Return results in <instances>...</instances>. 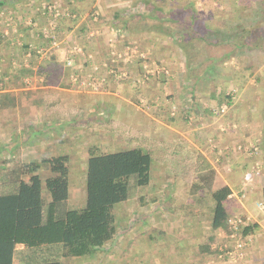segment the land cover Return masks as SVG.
Instances as JSON below:
<instances>
[{"label":"crops","instance_id":"1","mask_svg":"<svg viewBox=\"0 0 264 264\" xmlns=\"http://www.w3.org/2000/svg\"><path fill=\"white\" fill-rule=\"evenodd\" d=\"M0 2L4 3L0 6V15L4 14L10 18V20H6L7 18L0 17V168L2 170H4V168L8 169L9 167L1 162V159L4 160L2 156L6 151L15 152L17 155L15 160L17 159L16 161H22L24 163L37 160L40 161L45 156H49L53 153L56 154L59 142L56 136L51 138V140L55 142L54 145H50L51 143H49L46 145V148L42 145L44 149L41 148L43 153L41 158L35 157L30 148L37 144V142L40 144L42 143V139H38L39 135L41 136L47 133V130L54 129L57 131L61 125H64V122L67 121L64 120L65 113L63 112L65 109L83 110L89 108V110H92L93 113H90V111L88 113L90 114L89 119L83 120V122L88 121V125H95L98 123L99 112L101 114L102 111H105L109 115L114 108L123 110V113L118 116L120 120L119 124L126 125L128 122L130 123L132 121V123H134L137 121L134 117L135 115L129 111V108L130 110H135V108L130 106V103L127 101L125 108L124 106H115L111 103H106V101L94 103L96 105L93 106L94 104L90 103L89 100L86 101V99H89L86 98L88 95H85V93L82 94L83 92L79 89L75 90L77 95L74 94V99H78L77 102L74 101L67 105L61 101L55 104L54 111H49L47 109V107H49V102H44L34 95L40 96L42 93L46 95L48 92H52L50 90L54 88L69 91L70 89L65 85L58 87L56 83V85L45 84V73L42 74L43 64L48 63L51 59L52 61L50 60V62L60 66L62 65V74L57 81L61 80L62 82V80L65 79L66 84L72 83L79 86L77 83H74L70 77L74 72L81 77L80 65L77 64V68L76 70L74 69V72L71 67L66 65V59L73 56L70 52L71 47L78 44L75 43L74 40L68 41L69 43L65 44V46L70 47L69 51H67L68 53L65 55H69L67 57H64V55L63 57H51L49 53V57H33V52L36 50L31 52L30 48L33 47L34 49H38L44 47V49L41 48L43 52L40 55H46L47 52L51 53L52 36H56L59 41L58 46L55 47L58 49L64 46L63 39L60 40V38H58L60 37L59 32H70L71 34L68 36H72L75 30L80 31V34H83V36L87 35L86 39L81 36L86 46L87 41L93 43L94 40L97 41V38L100 37V33L95 34L94 32L91 35H88V33L91 29L102 26L101 22H104V19L109 21L110 18L115 17L117 14H122L131 8L134 9V6L140 2H148L149 4L156 5L158 0H0ZM49 7H53L55 10L51 11ZM57 11L61 13L58 17L54 15ZM94 13L98 14V20L95 19ZM49 31L51 33L50 37L47 35ZM97 31H100V29L98 30L97 28ZM90 39H94L93 42H91ZM25 45H29V48L25 47ZM58 52L60 51L58 50ZM36 58L39 60L38 62ZM73 58L75 63L76 59H81V57ZM82 58L84 61L86 60L85 62H88L87 65L89 66H85L88 68L90 67V70L93 71V62H91L90 57ZM100 59H104V61L108 60V58L105 57ZM103 69L106 70L105 67H103ZM257 70L254 69L247 73L248 78H252L251 82L247 83L248 87L255 85L254 82L256 77H264V66ZM95 73L97 72L94 71L87 75L89 76ZM87 75L86 77L88 78ZM97 79L99 80V78L95 76L94 80ZM61 84H63V82ZM126 86L127 90L123 91L126 93L124 95H134L133 99L137 97L142 99L144 95L149 96V94L153 96L152 98L159 97L156 96V90L151 89L148 93L143 94L144 92L141 91L143 86L137 87L139 92L129 84H126ZM153 88H156V86H153ZM160 88L163 87L160 85ZM64 92L65 91H60L61 97ZM109 92L114 93L111 90H109ZM115 94L119 96V93L115 92ZM81 96L85 98L84 101H79ZM256 100L257 99L253 98L245 102L240 101L233 106V119L230 120V123L225 122L231 125H229L230 128L220 126L221 129H217V127L215 130L214 128L212 130V127L209 126L199 127V131L197 132L203 137L198 139L199 141L197 144L195 143L197 139L193 138V134L191 136H180L179 140L177 139L180 131L176 129V126L179 127V129L184 127V123L183 125L178 123V121L184 120L183 117L179 120L175 119L177 121L172 120L174 125L168 126L178 133L171 131L167 135H161L157 133L155 129L151 130L153 133L147 132L145 137L139 136L128 139H126V137L123 139L125 149L130 141L136 143V145L142 144L143 146H146L145 144L148 141H156L158 144H163L167 141L175 146L179 144L180 146L184 145L185 149H188L189 146H196V148H193L195 151H198L197 154H202L205 158L204 160H208L216 171L212 191L220 198L228 212L229 228L234 222L233 219L237 216H241L243 220L245 219L244 225H256L254 232L246 236L238 232L240 236L235 237L234 234H223V229L213 230L211 226V215H207V217L193 216L190 206L187 212L173 217L176 218L178 222H181L178 223L177 227H174V225L173 227H170V225L165 226L164 224L154 226V223H159L160 220L164 218V215L161 213L160 209H156V207V210L151 209V215H145L143 212H149V210L145 211V209H147L146 207L152 205L156 206L159 203L171 204L172 202H178L183 204L181 198L174 195L176 193H170L172 191L175 192L177 189H185L187 187V183L182 178L179 179V176L177 177L179 174H176L177 170L175 168L177 166V161L179 158H183L177 154L176 150L170 156L169 160L163 163L167 171L164 167L160 169V172L164 174L162 175L163 177H160L159 180L152 178L150 184L147 185L148 188L152 190L155 188L157 191L152 193L143 191L141 192L142 195L139 197L131 195V197L123 203L124 205L118 208L119 213L122 214V218L119 217V223L123 231L120 230L118 235L120 244H123V247H121L122 252H125V250L131 246L130 241L127 240L128 234L132 232L130 230H135L142 225H147L149 223L147 217L150 216L152 230L157 231L156 237L154 235L151 236V238L155 240L153 250L149 252L144 251L140 254L146 255L147 257V260L143 261L144 264H264V213L257 207V201L264 200V103L263 101ZM155 101L158 102V100ZM158 105L159 103L157 106ZM94 111H97V113H94ZM239 111L242 113L244 111V114L241 115ZM136 113L137 115H142L138 110H136ZM132 116L134 117L133 119L131 118ZM156 116V119L160 117L159 111H157ZM70 117L72 121L69 122L72 124L83 123L74 113H71ZM105 118H108V116H105ZM135 126H137V124H135ZM40 127H42L41 130ZM158 127V129H160V125H158ZM141 129V126L136 127V130ZM254 130H257V132H254ZM207 140L209 142L214 140L215 142L212 143V145H207ZM188 151L190 152V149H188L187 152ZM187 160L188 164L191 162V165L194 164L195 166L198 161V155L194 157V155L190 153ZM178 162L181 166L182 160ZM245 172L253 173V181L249 184L244 182ZM33 174L39 175V172H34ZM195 177L196 175L193 178L195 179ZM23 179L24 176L21 179V183H23ZM85 179V176H83V179L78 181V183L71 182L70 184L69 202L73 206H82L86 201ZM25 181L30 182V175ZM7 184L8 182L4 181L0 186L5 188ZM194 185H199V179H195ZM203 191L204 190H202L201 195L197 197L199 199L198 201L204 199L206 201L205 204L209 203L211 200L214 201L212 194H209L212 197V199H210L207 195V191L204 193ZM195 204L197 203L194 202L192 205ZM235 222L237 223L236 219ZM167 227L168 231H166ZM147 229L149 228L147 227ZM143 234L140 237L144 236ZM167 235H171V240H169L167 243L168 245H165L161 250L159 243L163 242L161 238ZM174 238H177L179 243H176ZM218 238H224V242L221 241L220 246L217 245L218 250L214 253H209L207 251L202 254L200 252L201 245L205 243L210 245L211 250H214L215 245L213 243ZM116 240L117 239L109 242L93 256L70 259L58 256L57 245L44 243L41 246L29 247L27 244L19 243L17 244L14 264H27L31 261L41 262L50 257L60 258L64 260L65 263L68 260V264H96L95 256L97 254L100 256H107L109 247L112 246ZM241 240L247 241V245L242 254L236 250V244ZM194 241L197 245L195 248L193 246ZM233 246L234 248H230ZM230 249L232 250L229 251ZM225 252L227 253L226 255L222 254ZM140 255L135 256V263L137 264H142L140 263L142 261H139L142 259ZM106 258L108 262L115 264L113 260L116 259Z\"/></svg>","mask_w":264,"mask_h":264},{"label":"rangeland","instance_id":"2","mask_svg":"<svg viewBox=\"0 0 264 264\" xmlns=\"http://www.w3.org/2000/svg\"><path fill=\"white\" fill-rule=\"evenodd\" d=\"M187 1L188 0H168V2L160 5L158 3L159 2L158 0L156 5L157 6L159 5L158 7L161 9V11L159 12L156 11L155 15L157 13H160L158 15L167 18L169 16L168 13L171 9H175L174 11H176L178 8H181L182 5H186V3H189ZM192 1L195 3L198 9V21L203 23L201 24V27L199 26L200 27L199 30L201 29L200 31H202V33H206L204 26L209 24V22L213 25V22L210 21L209 17H214L215 19L220 18L221 15L219 14L220 12H218L219 9L225 10L226 8H228L232 0H192ZM234 1L235 2L237 1L236 3L239 2V0H234ZM149 5L152 7V4ZM151 7L149 6L146 7L145 2H140L134 6V9L131 8L128 9V11L122 13L123 15H127L129 19V28H127V30H124V32L122 33L119 32V29H117L115 25H112V23L116 21L115 17L110 18L109 20L110 22L104 19L105 21L101 22L102 26H97L96 28L91 29L88 33V35H91L94 32L95 34L100 33L99 34L100 39L97 38V41L93 39L94 42L93 40L90 39L91 42L93 43H89L86 40L87 41L86 46L85 43L83 42V39L81 38L83 34H80V31L75 30V32L72 33V36L71 35L68 36L69 34H71L70 32L68 33H66V31L59 32L60 37L58 38H60V40L63 39L64 41L63 43L64 46L58 48V50L60 51L58 53L59 57H63V55L64 57L69 56V55L65 56L70 48L68 46H65V44L74 40V42L80 45L83 49V52L72 54L73 55L72 57H81V59H76V64L80 65L79 69L81 70L80 71L81 78L84 80L87 74L92 73L93 71L97 72L95 73V76L99 78V80L98 79L96 80V82H98L97 86L99 88L94 89L93 86L91 87L87 84L86 85L78 84L79 86L74 85L72 83L66 84V81L64 79L62 80L63 84H61L62 83L61 80H58L57 82H53V84L50 85L57 84L58 87L65 85L69 87L70 91L71 90L74 91L70 92L69 90H65V89L60 90L54 88L50 90L52 92H48L46 95L42 93V95L40 96L38 95H34V96L37 97L38 99L43 100L44 102H49V107H47V109L49 111H54L55 104L58 102L63 101L67 105H69V103L70 104L73 103L74 101L77 102L78 99H74V96L77 95V92H75V90L79 89L81 90V92H83L82 94L85 93V95H88L86 98L89 99H86V101L89 100L90 103L92 104L106 101V103H111L112 105L115 106L118 105L124 106L125 108L127 101L128 103H130V106L135 108V110L134 109L130 110L129 108V111L135 115L134 117L137 120L134 123H132V121L130 123L128 122V124L126 125L119 124L120 120L118 119V116H120L121 113H123V110L120 108L118 109L114 108L111 114L109 115L105 111H102L101 114L98 111L99 112L98 123L95 125L94 124L88 125L87 123L88 121L83 122V120L89 119L90 114L88 113L89 111L91 113L92 110H89V108L87 109L85 108L83 110L65 109L63 112L65 113L66 116L64 120H67V118H71L70 117L71 113H74L75 116H78V118L83 122V124L70 123V125H65V126L61 125L60 128L57 129V131L54 129L47 130V133H44L41 136L39 135L40 138L38 136L39 140L42 139V143L40 144L37 142V144L31 146L30 149L35 157L41 158L42 157L41 155H43L42 149H44L42 148V145H44L45 148L46 145H48L49 143H51L50 145H54L55 142H53L51 138L56 136V138L59 141L57 146L58 147L57 153L59 152V153L70 154V163H71V171H72L71 175H72L73 183H78V181L82 180L83 176L87 172V161L89 156V149L91 146H97L100 147L99 149L101 150L112 152L114 150L125 149L123 139L126 137H127L126 139L132 137H139V136L145 137V134H147V132L153 133L151 130H155V129L157 133L161 135H167L171 131L174 133H178L168 127L174 125L172 123L173 121L170 119L173 116L175 117V119L178 120L181 119L182 117L184 119L183 121H178V123L182 125L184 123V127H182V129H179V127L176 126V129L180 131V133L178 134L179 137H177V139L179 140L180 136L181 137L187 135L191 136L193 134L194 136L193 138L197 139V142H195L197 144L199 141L198 139L203 137L197 132L199 131L198 130L199 127L209 126L212 127V130L213 128L215 130L217 127H218L217 129H219L220 126L230 128L231 125L228 123H230L231 122L230 120L233 119L232 108L237 102L240 101L245 102L248 100H252L253 98L257 99L256 101H263V99L261 98H263L264 95V81L263 83L261 82L257 83V85L255 84L254 86L249 88L247 86V83L251 82L252 78L251 79L247 78L246 76L247 73L245 74L246 71L245 61L246 60L248 61V59H250L255 64L256 67L255 70L260 69L261 67L264 66V28L260 29L261 26L263 27V24H260L258 21H256V22H252V24H249L246 27L247 31L245 33L244 40L245 39L250 40L253 49L251 50V52L248 51V48H236L235 50L232 51V54L235 55H233L232 58H230V60L227 61L225 60L222 63L219 62L220 64L215 65V67H211L210 66L211 62L205 63L203 60L205 57H208L213 50L211 48H208V46H206V43H202L199 40L187 39L189 44L188 52L193 51V54L195 55L189 57L183 50L182 46L175 43V41L170 36H165L164 38L157 40V39H152L150 35H148L149 37L146 36L145 33H143L142 36L135 35L133 30L140 29V27L138 24V19L135 17H131V15L137 12H141V13H145L148 16H154V12L151 9H149ZM94 14H95L94 17H96L95 19L98 20L99 19L98 14L97 13ZM239 16H240V9L237 10L235 13L236 23L241 22ZM0 17L2 18L4 17L7 18L6 20H10V18L5 16L4 14L0 15ZM185 17H187V13ZM145 21H146L145 19L142 20V22ZM153 24L161 25L159 22H157L156 18H154ZM167 25L174 26L172 22L168 23ZM228 27L222 28L223 34L229 33ZM97 28L98 30L100 29V31H97ZM155 32H158V30ZM237 32H239L238 29L236 30V32L233 33H237ZM175 33L185 35V37H188L186 36V34H184L186 33V31L181 30V27H177ZM190 33L191 35H194L193 30L188 29L187 34ZM86 36L84 35L83 38L86 39ZM231 47L232 46L229 47L227 46L226 48L215 49L213 53L215 54V56L220 57L224 54H227V51H230ZM92 48H94L95 50ZM126 51H128V53ZM48 53L50 54V52H47L46 55L45 54L40 55L35 52L32 56L49 57ZM142 53H144L145 56H143ZM28 56L32 57L31 55ZM82 57H90L91 62H93L92 65H94L93 71L90 70V67L89 68L86 67L89 66L87 65L88 62H85L86 60L84 61ZM104 57L105 58L110 57V59H114L112 57H116L117 61L114 62L113 60L108 59L106 61L107 63L110 64V66H108L105 65L104 59H100ZM124 57L125 58L132 57V58L124 60ZM140 57L142 58L144 57V59H148V60H144V62L142 63L144 70L141 72L136 71V69H139L138 63L140 61L138 59ZM187 57H189V60ZM192 60L195 63L200 64L197 66V69L195 70L194 73L197 74L201 79H199L198 83L194 88H193V83L195 82V79H192L188 72L189 71L188 67L191 64ZM36 61L38 62L39 60L37 59ZM43 65H45L48 68V71L50 70L51 72L52 71L55 72V67L53 66V64H51V62H48ZM208 65L209 68L205 69L208 67ZM95 66H98L99 69L95 70L96 69ZM103 67H105L106 70H104ZM166 70L168 75H170L168 79H165L162 73L165 72ZM115 71L118 72V76L114 75ZM122 72H128L129 77H127V79H131L132 81L138 80V78L143 79L144 75H146V77L141 82V86H143L142 87L143 89H141V91H143L144 92L143 94H145L151 91V89H153L156 90L155 91V93L157 94L156 96L159 97L152 98L153 96L149 94V96L144 95L142 99H139V97H137L136 100L133 99L134 95L132 96H129V94H127L128 96L124 95L126 93H124L123 91L127 90V86L124 83V80L126 78H122L120 76ZM54 74L56 75L57 73L55 72ZM259 77L263 78L264 80L263 76H259ZM244 81H246V83H244ZM243 83L244 86L241 87V84ZM160 85L163 88H160ZM153 86H156V88H153ZM109 90H111L114 93L109 92ZM137 90L139 92V89ZM60 91L61 92L65 91L62 97L60 96ZM115 92L119 93V96H117ZM228 94L232 96L231 97L233 100L232 105L227 103L225 100L219 102V99L222 98L223 95L226 96ZM82 98L83 97L81 96L79 101L85 100V98L83 99ZM155 100H158V102ZM158 103L159 105L157 106ZM227 104H228V109L224 113L218 114L217 111H219L223 105H227ZM95 105L96 104H94L93 106ZM136 110L142 113V115L141 114L137 115ZM157 111H159L160 117L156 119ZM94 113H97V111H94ZM239 113L243 115L244 111L243 113L239 111ZM105 116H108V118H105ZM134 117L132 116L131 118L133 119ZM135 124H137V126H135ZM158 125H160V129H158L159 128ZM140 126L142 129L136 130V127H140ZM41 129L42 127H40V130ZM254 132H257V130H254ZM214 142H215L214 140L210 142L207 140V145L209 144L212 145V143ZM134 144L136 145V143L130 141L126 148ZM145 145L151 149V152L154 155L152 178H156L157 180H159L160 177H163L162 175L164 174L160 172V169L164 167L163 163H166L169 160L170 156L177 150L176 151L177 154L183 158H179L178 160V161L182 160L181 166L177 161V166L175 168L177 170L176 174H179L177 175V177L179 176V179L182 178L187 183V187L185 189L182 188V189H177L175 192L173 191L170 192L173 194L176 193L174 195H176V197L181 198L183 204H180L178 202H172L171 204L159 203L156 206L149 205L150 207H146L147 209H145V211L149 210V212H143L145 213V215H151L152 213L151 209L156 210L158 208L160 209L161 213H163L164 215L163 216L164 218H162L159 223H154V226L164 224L165 226L170 225V227H173L174 225V227H177L178 223L181 222H178L177 219L173 217H177L178 215H182L184 212H187L189 206L191 207V211H192L191 213L193 214V216L207 217V215H210V207L212 206V204L214 205L215 202L211 200L209 203L205 204L206 201L204 199L202 200L203 202L198 201L199 199L197 197L201 195L202 190H197V186L194 185L195 179H198L197 177L198 173L194 172V170L196 169V165L195 166L194 164L191 165V162L188 164V160H187V157L189 156L190 153H192L194 157L198 155L197 154L198 151H195L194 149L196 148V146H189L188 149H190V152L189 151L187 152L188 149H185L184 145L180 146L179 144L175 146V145H171L167 141H165V143L163 144L160 143L158 144L156 141L155 142L148 141L146 142ZM2 157L4 158V160L1 159V162L5 163L6 166H10V167L17 160V159L15 160V158H17L15 152L6 151L4 152V155ZM164 168L167 171V168L166 167ZM6 171H8V169H6ZM46 174L47 171L45 170L39 172V176H41L43 181L47 176ZM195 175L196 177L194 179L193 177ZM28 177L29 174H26L24 176L23 182H28L25 181L28 179ZM153 189L154 190L148 188V186L133 187L131 189V195L139 197L142 195L141 192L143 191L147 193L148 192L152 193L157 191V189L155 188ZM204 192L205 191H203V193ZM209 194L210 193L207 194L208 197L212 199V197ZM194 202L197 204L192 205ZM123 203L124 202L116 205V212L118 213L119 215L118 217L120 218H122V214L119 213L118 208L124 205ZM149 217L150 216L147 217L149 220V223L147 225H142L140 226V228H137L135 230H130L132 232L128 234L127 240L130 241L131 246L127 248L125 252H122L121 247H123V244H120L119 237H117L116 242L109 247L108 255L100 256L99 254H97L95 256V263L111 264L110 262H108V260H106L107 259L106 257H109L108 259H116L113 260V263L115 264H137L135 263L136 262L135 256L142 254L144 251L149 252L153 250V245L155 244V240H153L151 236L154 235L156 237L157 230L156 231L152 230V225H151L152 222ZM235 219L236 221L237 219H242V221L245 222V219L243 220V217L241 216H237L235 217ZM235 219H233L234 222L232 226H230V228L228 226L227 230H223L222 232L223 234L224 233H226L227 235L234 234L235 237L240 236L239 233H241L243 226H241L239 222L236 223ZM238 224H239V228L236 229ZM244 224L245 223H242V225ZM147 227L149 229H147ZM119 229L123 231V229L120 226V223H119ZM166 231H168V227L166 228ZM142 234L144 236L140 237ZM168 235L161 238V241H163L159 243V247L161 250L165 245L167 246L168 241L171 240V235L170 236ZM174 239L176 243H179V240L177 238ZM221 241L224 242V238H218L216 239V241H214L213 244L215 245L214 248L215 250H218L217 245L220 246ZM195 243L196 242L194 241L193 242L194 248L195 246H197ZM230 248H234V246ZM231 250L232 249H230L229 251ZM227 253L225 252L222 254L226 255ZM140 256L142 259L139 261H142L140 263L144 264L143 261H146L147 257L146 255H140Z\"/></svg>","mask_w":264,"mask_h":264},{"label":"trees","instance_id":"3","mask_svg":"<svg viewBox=\"0 0 264 264\" xmlns=\"http://www.w3.org/2000/svg\"><path fill=\"white\" fill-rule=\"evenodd\" d=\"M166 2L168 0H159L160 5ZM187 2L189 3L182 5L176 11L171 9L167 18L158 15L160 13L155 15L156 11H161L159 5H152L151 7L146 2L145 6L151 7L149 9L154 12V16H148L141 12L132 14L131 17L138 19L140 27V29L133 30L135 35L145 33L150 35L152 39L157 40L170 36L175 43L182 46L189 57L195 55L193 51L188 52L187 39L206 43V46L213 51L232 46L227 54L220 57L215 56L213 51L208 57H205L203 61L205 63L211 62V67L220 64L219 62L230 60L235 55L232 54V51L236 48H248L250 52L253 50L250 40H244V36L247 31L246 27L252 22L258 21L263 24L260 29L264 28V0H239L238 3L232 0L228 8L225 10L219 9L220 18L209 17L213 25L209 22L204 26L206 33H202L201 29L199 30L203 23L198 21V9L195 3L192 0ZM3 4V2H0V6ZM239 9L241 22L236 23L235 13ZM186 13L187 17H185ZM141 18L146 21L142 22ZM154 18L161 25H154ZM115 20L112 25H115L119 32L122 33L129 28L127 15L117 14ZM171 22L174 26L167 25ZM176 26L181 27V30H185L186 33L184 34L189 38L178 34L179 32L175 33ZM225 27L229 28L228 34H223L222 28ZM188 29L193 30L194 35L187 34ZM237 29L239 32L233 33ZM157 30L158 32H155ZM25 47L29 48V45H25ZM52 48L50 50L51 57H59L58 49ZM189 57H187L188 60ZM138 60L140 61L137 62L139 69H136V71L141 72L144 70L142 65L144 59L139 58ZM245 62V74L256 68L250 59ZM51 64L55 67L56 75L55 72L48 71L45 65H43L42 71V74L45 73L44 82L48 85L57 82L62 74L60 65L53 62ZM198 65L200 64L192 60L188 67L190 77L195 79L193 88L201 79L194 73ZM208 68L209 65L205 69ZM162 73L165 79L170 76L167 72ZM246 76L248 78V74ZM263 81V78L257 77L254 84L257 85V83H263ZM124 83L135 89L141 86V82H138V80L125 79ZM244 83L241 84V87L244 86ZM231 97L229 94L223 95L219 102L225 100L232 105L233 100ZM262 99L264 103V95ZM170 119L175 120V117L173 116ZM69 121L71 122L72 118H67L64 126L70 125ZM99 148L91 146L89 149L87 172L84 175L86 178V201L82 206H73L69 202L72 171L70 154L68 153H53L43 157L40 161L27 163L15 161L11 167H8V171L5 168L4 170L0 169V185L4 181L8 182L5 188L0 186V264H14L17 244L19 243H25L29 247L41 246L44 243L57 245L58 256L70 259L93 256L118 237L120 229L116 205L127 201L131 197L133 187L150 184L154 155L150 148L142 144H134L124 150L113 152ZM204 159V156L199 153L196 169L194 170L198 173L197 177L199 179L197 190H204L213 195L215 203L210 207L212 229L227 230L229 226L228 212L220 198L212 191L216 171L211 163ZM43 170L48 172L44 181L38 174H33ZM26 174L30 175V182L21 183L22 177ZM241 226H243L241 233L246 236L254 232L256 225ZM207 251L214 253L216 250H211L209 244L201 245L200 252L204 254ZM27 264H68V260L65 263L60 258L50 257L41 262L31 261Z\"/></svg>","mask_w":264,"mask_h":264},{"label":"built area","instance_id":"4","mask_svg":"<svg viewBox=\"0 0 264 264\" xmlns=\"http://www.w3.org/2000/svg\"><path fill=\"white\" fill-rule=\"evenodd\" d=\"M49 9L51 10V11H54L55 10V8H53V7H49ZM56 17H58L59 15H61V13L59 12V11H57L55 14H54ZM96 18V17H95ZM47 35L50 37L51 36V33H50V31L49 32H47ZM53 37V39H52V41H51V47H56V46H58V39L56 38V36L54 37V36H52ZM41 48H43L44 49V47H41ZM41 48H38V49H34L33 47H31L30 48V51L32 52V51H34V50H36V52L37 53H42L43 52V49H41ZM71 51V53L72 54H77V53H80V52H83V49H82V47L80 46V45H74L73 47H71V49H70ZM127 53H128V51H126ZM126 53V54H127ZM142 55L143 56H145V54L144 53H142ZM112 58H114V59H110V57L108 58V59H110V60H113L114 62H116L117 61V58L116 57H112ZM132 57H127V58H125L124 57V60H127V59H131ZM140 58H142V57H140ZM142 59H144V57L142 58ZM119 60V59H118ZM144 60H148V59H144ZM127 62V61H126ZM105 63V65H108V66H110V64L109 63H107L106 61L104 62ZM111 63V62H110ZM66 65L67 66H69V67H71L73 70L75 69L76 70V68H77V64L75 63V61H74V58L73 57H69V58H67L66 59ZM94 66V65H93ZM95 70H98L99 69V67L98 66H95ZM74 72V71H73ZM94 72V71H93ZM158 72H160V71H158ZM165 72H167V70L165 71ZM114 75H117L118 76V72H114ZM88 76V75H87ZM122 78H126L127 79V77H129V73L128 72H122L121 73V75H120ZM146 77V75H144V77H143V79ZM147 77H148V75H147ZM71 80H73V82L74 83H77V84H87V85H89V86H93L94 87V89H98L99 87L97 86V84H98V82H96V80H94V78H95V74H90L89 76H88V78L86 77L84 80L81 78V77H79L78 75H76V72H74V73H72L71 74ZM143 79H141V78H138V82H142L143 81ZM228 109V104L227 105H223L222 107H221V109L219 110V111H217V113L218 114H222V113H224L226 110ZM253 178H254V176H253V173L252 172H245V174H244V182L246 183V184H249V183H251L252 181H253ZM257 207L264 213V200H259V201H257ZM237 222H239L241 225H242V223H244L243 221H242V219H237ZM239 228V224L237 225V227H236V229H238ZM247 245V241L246 240H241V241H239V242H237V244H236V250L237 251H239L241 254H242V252H243V250L245 249V246Z\"/></svg>","mask_w":264,"mask_h":264}]
</instances>
